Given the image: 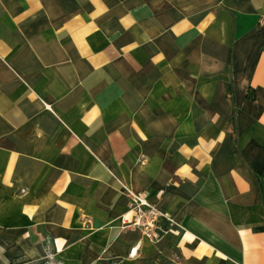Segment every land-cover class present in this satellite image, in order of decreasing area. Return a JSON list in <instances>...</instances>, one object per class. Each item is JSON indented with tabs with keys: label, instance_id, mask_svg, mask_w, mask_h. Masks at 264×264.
I'll return each mask as SVG.
<instances>
[{
	"label": "crops",
	"instance_id": "0c3cea01",
	"mask_svg": "<svg viewBox=\"0 0 264 264\" xmlns=\"http://www.w3.org/2000/svg\"><path fill=\"white\" fill-rule=\"evenodd\" d=\"M0 264H264V0H0Z\"/></svg>",
	"mask_w": 264,
	"mask_h": 264
},
{
	"label": "built area",
	"instance_id": "2783aa9c",
	"mask_svg": "<svg viewBox=\"0 0 264 264\" xmlns=\"http://www.w3.org/2000/svg\"><path fill=\"white\" fill-rule=\"evenodd\" d=\"M129 212L134 214L133 219L124 225L139 229L151 243H157L163 233L174 234L177 232L178 226L175 220L158 210L139 194H129ZM161 222H165L166 229L161 228Z\"/></svg>",
	"mask_w": 264,
	"mask_h": 264
},
{
	"label": "rangeland",
	"instance_id": "374dc122",
	"mask_svg": "<svg viewBox=\"0 0 264 264\" xmlns=\"http://www.w3.org/2000/svg\"><path fill=\"white\" fill-rule=\"evenodd\" d=\"M161 238H162V235H161ZM161 238H160V239H161ZM159 241H160V240H159ZM159 241H158V242H159Z\"/></svg>",
	"mask_w": 264,
	"mask_h": 264
}]
</instances>
